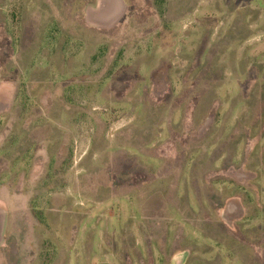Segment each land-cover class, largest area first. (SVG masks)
<instances>
[{"label":"rangeland","instance_id":"rangeland-1","mask_svg":"<svg viewBox=\"0 0 264 264\" xmlns=\"http://www.w3.org/2000/svg\"><path fill=\"white\" fill-rule=\"evenodd\" d=\"M120 3L0 0V264H264V0Z\"/></svg>","mask_w":264,"mask_h":264},{"label":"water","instance_id":"water-1","mask_svg":"<svg viewBox=\"0 0 264 264\" xmlns=\"http://www.w3.org/2000/svg\"><path fill=\"white\" fill-rule=\"evenodd\" d=\"M108 1L110 3V6L117 11L116 15L120 12V7H121V3L120 0H105ZM182 262H184V259L178 258L174 261V264H183Z\"/></svg>","mask_w":264,"mask_h":264},{"label":"flooded vegetation","instance_id":"flooded-vegetation-1","mask_svg":"<svg viewBox=\"0 0 264 264\" xmlns=\"http://www.w3.org/2000/svg\"><path fill=\"white\" fill-rule=\"evenodd\" d=\"M234 208H235L234 206H228V216L229 217H232V216L236 215L235 213H233V209ZM182 263L184 264V262H182Z\"/></svg>","mask_w":264,"mask_h":264}]
</instances>
